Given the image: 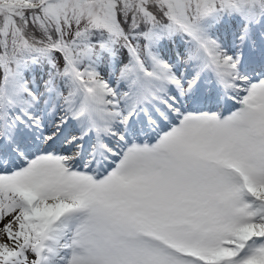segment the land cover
Instances as JSON below:
<instances>
[{"label": "snow or ice", "instance_id": "1", "mask_svg": "<svg viewBox=\"0 0 264 264\" xmlns=\"http://www.w3.org/2000/svg\"><path fill=\"white\" fill-rule=\"evenodd\" d=\"M0 264H264V0H0Z\"/></svg>", "mask_w": 264, "mask_h": 264}, {"label": "rangeland", "instance_id": "2", "mask_svg": "<svg viewBox=\"0 0 264 264\" xmlns=\"http://www.w3.org/2000/svg\"><path fill=\"white\" fill-rule=\"evenodd\" d=\"M0 227H2V224H0ZM0 239H4L3 237H0Z\"/></svg>", "mask_w": 264, "mask_h": 264}]
</instances>
